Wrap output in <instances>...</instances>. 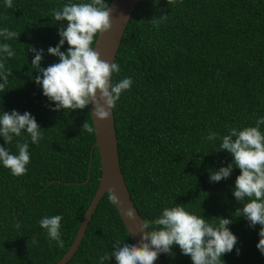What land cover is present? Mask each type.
Wrapping results in <instances>:
<instances>
[{
    "label": "trees",
    "instance_id": "obj_1",
    "mask_svg": "<svg viewBox=\"0 0 264 264\" xmlns=\"http://www.w3.org/2000/svg\"><path fill=\"white\" fill-rule=\"evenodd\" d=\"M111 1L106 0L109 5ZM68 2L12 0L9 8L0 0V29L20 33L15 40L0 37L16 53L11 58L0 53L12 70L0 93V111L30 112L43 133L38 144L26 132L10 145L0 137V146L12 154H18L17 140H27L30 152L25 175L14 176L0 163V264L58 262L72 245L100 184L96 134L82 129L86 120L94 126L90 106L53 111L55 104L35 83L42 73L31 65L30 47L43 49L41 67L58 62L47 49L59 43V28L67 21H55L51 12ZM67 48L65 42L61 51ZM115 62L120 72L113 74V83L133 80L114 113L122 170L141 216L153 220L164 207L178 203L217 223L218 218L230 219L228 227L238 242L222 256L224 264H264L256 246L260 225L250 227L235 215L243 207L233 195L240 170L234 167L228 178L210 182V170L227 167L232 156L217 150L219 139L206 138L209 131L223 136L227 126H255L264 117V0H140ZM91 157V178L83 183ZM108 194L66 264H100L99 257L113 250L115 240L135 243ZM53 215L63 216V247L39 225L44 216ZM160 255L162 264H192L178 246L172 255ZM105 264H116L115 258Z\"/></svg>",
    "mask_w": 264,
    "mask_h": 264
},
{
    "label": "clouds",
    "instance_id": "obj_2",
    "mask_svg": "<svg viewBox=\"0 0 264 264\" xmlns=\"http://www.w3.org/2000/svg\"><path fill=\"white\" fill-rule=\"evenodd\" d=\"M5 5L12 7V0H5ZM111 15L112 10L106 0L79 3L69 0L51 12L55 21H67L66 27L61 24L59 28V43L47 49L49 55L58 57V62L41 67L43 49L29 48L34 53L31 65L42 73V76L35 77V83L42 87L43 95L55 104L53 111L83 110L91 104L92 119L94 115L106 120L122 93L130 90L132 78L126 77L113 83V74L120 72L119 64L101 59L100 52L93 47L97 37L112 28ZM159 18L166 19L167 15ZM19 36L20 33L8 28L0 29V37L5 41L18 39ZM65 42L68 48L61 51ZM0 53L5 54L6 58L16 54L9 43H0ZM11 73L12 70L6 68L4 60L0 59V93L6 89ZM261 125H264V117L258 118L255 126H227V134L223 136L209 131L206 138L210 141L219 139L217 150H226L232 156V163L227 167L210 170V182L228 178L234 167L240 170L233 195L243 207L237 209L235 215L243 216L250 227L260 225V239L256 246L264 254V132L261 131ZM82 129L89 134H96L95 127L87 120ZM41 130L30 112L0 111V137L7 145L24 132L30 136L32 144H38L43 138ZM16 148L18 154H12L9 148L0 146V163L12 175L19 177L28 171L29 143L27 140H17ZM108 193L109 202L119 207L121 201L114 189H109ZM124 215L133 221L137 218L133 208H128ZM62 219V215H53L44 216L39 221L48 238L55 241L58 247L64 246L60 231ZM231 223L227 218H218V223L213 219H205L202 215L186 210L184 204L175 203L172 207H164L153 220L142 219L137 224L140 239L131 244L125 240H115L113 250L100 256L99 262L105 264V261L114 257L116 264H154L160 254L172 255L173 247L178 246L183 255L191 258L192 264H224L222 256L231 253L238 242L228 227ZM15 227L19 229L21 224L16 222ZM32 242L36 243V239L33 238Z\"/></svg>",
    "mask_w": 264,
    "mask_h": 264
},
{
    "label": "water",
    "instance_id": "obj_3",
    "mask_svg": "<svg viewBox=\"0 0 264 264\" xmlns=\"http://www.w3.org/2000/svg\"><path fill=\"white\" fill-rule=\"evenodd\" d=\"M140 0H112L109 7L112 10L111 22L112 28L97 37L95 49L100 52L101 59L108 62H115L118 51L121 46L128 23ZM91 112L93 106L89 104ZM93 123L96 129V143L101 158L102 174L100 177L99 187L86 211L76 237L69 250L55 264H66L78 250L86 231L90 225L93 214L96 211L102 197L108 193L109 189H114L115 194L119 197L121 204L118 208L120 215L129 231L130 235L137 242L140 239L137 230V224L144 219L132 199L131 192L126 182L124 172L122 170L121 159L119 154L118 136L116 130V120L114 109L106 120H100L93 115ZM93 155V149H92ZM92 157L89 168L87 183L91 178ZM51 184V183H49ZM128 208H133L136 212V220H129L124 212ZM147 231V230H145ZM154 264H162L161 255L154 261Z\"/></svg>",
    "mask_w": 264,
    "mask_h": 264
}]
</instances>
